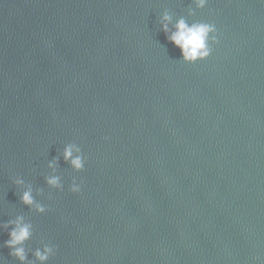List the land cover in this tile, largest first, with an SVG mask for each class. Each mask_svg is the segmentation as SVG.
<instances>
[{
  "label": "water",
  "instance_id": "95a60500",
  "mask_svg": "<svg viewBox=\"0 0 264 264\" xmlns=\"http://www.w3.org/2000/svg\"><path fill=\"white\" fill-rule=\"evenodd\" d=\"M0 264H264V0H0Z\"/></svg>",
  "mask_w": 264,
  "mask_h": 264
}]
</instances>
